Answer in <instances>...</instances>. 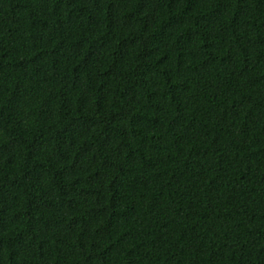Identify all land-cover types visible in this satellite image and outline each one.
<instances>
[{
	"label": "trees",
	"instance_id": "16d2710c",
	"mask_svg": "<svg viewBox=\"0 0 264 264\" xmlns=\"http://www.w3.org/2000/svg\"><path fill=\"white\" fill-rule=\"evenodd\" d=\"M0 264H264V0H0Z\"/></svg>",
	"mask_w": 264,
	"mask_h": 264
}]
</instances>
